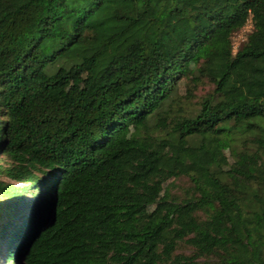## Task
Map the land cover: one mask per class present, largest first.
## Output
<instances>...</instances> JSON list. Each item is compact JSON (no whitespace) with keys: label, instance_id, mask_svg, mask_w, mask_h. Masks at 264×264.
<instances>
[{"label":"trees","instance_id":"16d2710c","mask_svg":"<svg viewBox=\"0 0 264 264\" xmlns=\"http://www.w3.org/2000/svg\"><path fill=\"white\" fill-rule=\"evenodd\" d=\"M0 263L264 264V0H0Z\"/></svg>","mask_w":264,"mask_h":264},{"label":"rangeland","instance_id":"374dc122","mask_svg":"<svg viewBox=\"0 0 264 264\" xmlns=\"http://www.w3.org/2000/svg\"><path fill=\"white\" fill-rule=\"evenodd\" d=\"M251 29V23L250 21H247L245 26L243 27V29L240 32H237L236 34H234L233 36V44H234V48L236 49L238 47V45L243 41L245 34ZM192 67V65L190 64L188 66V70H190ZM80 77H77L75 79H73L69 84H77L79 82ZM68 84V85H69ZM179 87L180 89L183 91V84L179 83ZM211 89V85L207 82H202L195 91V98L192 100V103H194L195 101H197L198 99H200L201 96H203L204 94H206L209 90ZM221 143L223 149L225 150V154H226V163H229L231 161V158L228 154V147H227V143L217 140ZM6 180V179H5ZM9 181V180H7ZM189 181L186 177H179V178H174V177H168L164 182L163 181H158L157 183H155L154 185H147L145 187V192L149 195H151L155 201H157L161 196H163L164 194H166V190H168L170 192V194H175V195H181L183 193V190L185 188H187V186L189 185ZM154 204L153 205H148L145 206L142 211L143 212H149L153 209ZM178 252H183L185 254H189L190 253V248L184 245H180V248L177 250ZM0 264H4V263H0Z\"/></svg>","mask_w":264,"mask_h":264}]
</instances>
